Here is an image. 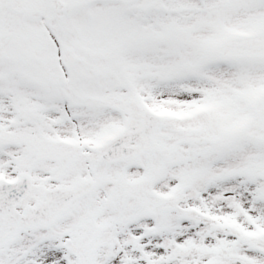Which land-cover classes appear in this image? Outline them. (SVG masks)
Here are the masks:
<instances>
[{
	"label": "snow or ice",
	"instance_id": "obj_1",
	"mask_svg": "<svg viewBox=\"0 0 264 264\" xmlns=\"http://www.w3.org/2000/svg\"><path fill=\"white\" fill-rule=\"evenodd\" d=\"M0 264H264V0H0Z\"/></svg>",
	"mask_w": 264,
	"mask_h": 264
}]
</instances>
